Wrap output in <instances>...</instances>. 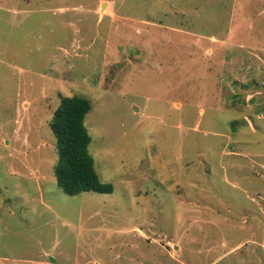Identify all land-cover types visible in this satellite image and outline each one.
Listing matches in <instances>:
<instances>
[{
    "label": "rangeland",
    "instance_id": "rangeland-1",
    "mask_svg": "<svg viewBox=\"0 0 264 264\" xmlns=\"http://www.w3.org/2000/svg\"><path fill=\"white\" fill-rule=\"evenodd\" d=\"M66 96L110 194L57 183ZM0 264H264V0H0Z\"/></svg>",
    "mask_w": 264,
    "mask_h": 264
},
{
    "label": "trees",
    "instance_id": "trees-1",
    "mask_svg": "<svg viewBox=\"0 0 264 264\" xmlns=\"http://www.w3.org/2000/svg\"><path fill=\"white\" fill-rule=\"evenodd\" d=\"M91 108L87 98L63 97L50 122L58 150L57 183L70 196L85 192L110 194L114 191L112 184L101 182L89 150L92 138L85 120Z\"/></svg>",
    "mask_w": 264,
    "mask_h": 264
}]
</instances>
